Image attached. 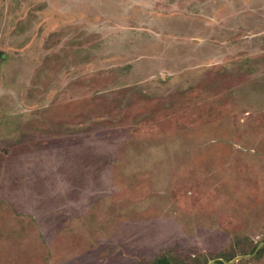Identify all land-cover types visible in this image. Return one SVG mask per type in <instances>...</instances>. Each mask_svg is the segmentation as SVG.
<instances>
[{
	"label": "rangeland",
	"instance_id": "374dc122",
	"mask_svg": "<svg viewBox=\"0 0 264 264\" xmlns=\"http://www.w3.org/2000/svg\"><path fill=\"white\" fill-rule=\"evenodd\" d=\"M262 243L264 0H0V264Z\"/></svg>",
	"mask_w": 264,
	"mask_h": 264
},
{
	"label": "water",
	"instance_id": "95a60500",
	"mask_svg": "<svg viewBox=\"0 0 264 264\" xmlns=\"http://www.w3.org/2000/svg\"><path fill=\"white\" fill-rule=\"evenodd\" d=\"M261 247H264V243H262V244L256 249V251H257L259 248H261ZM256 251H255V252H256ZM242 258H244V257H238V258H236L235 260L230 261V262H227V263H225V264H232L233 262L238 261L239 259H242Z\"/></svg>",
	"mask_w": 264,
	"mask_h": 264
},
{
	"label": "trees",
	"instance_id": "16d2710c",
	"mask_svg": "<svg viewBox=\"0 0 264 264\" xmlns=\"http://www.w3.org/2000/svg\"><path fill=\"white\" fill-rule=\"evenodd\" d=\"M264 249V248H263ZM162 261H166V259L164 258H162L159 262H156V263H153V264H161L162 263ZM221 264H222V262H220ZM164 264H167V261H166V263H164Z\"/></svg>",
	"mask_w": 264,
	"mask_h": 264
}]
</instances>
